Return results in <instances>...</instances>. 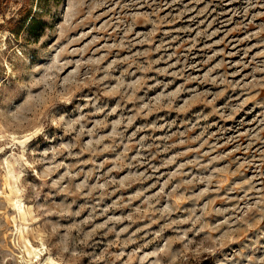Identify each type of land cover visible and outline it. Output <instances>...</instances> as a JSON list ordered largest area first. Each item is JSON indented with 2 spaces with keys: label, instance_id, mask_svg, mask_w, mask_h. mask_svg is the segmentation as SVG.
I'll list each match as a JSON object with an SVG mask.
<instances>
[{
  "label": "rangeland",
  "instance_id": "374dc122",
  "mask_svg": "<svg viewBox=\"0 0 264 264\" xmlns=\"http://www.w3.org/2000/svg\"><path fill=\"white\" fill-rule=\"evenodd\" d=\"M50 256L264 264V0H0V264Z\"/></svg>",
  "mask_w": 264,
  "mask_h": 264
},
{
  "label": "bare ground",
  "instance_id": "6f19581e",
  "mask_svg": "<svg viewBox=\"0 0 264 264\" xmlns=\"http://www.w3.org/2000/svg\"><path fill=\"white\" fill-rule=\"evenodd\" d=\"M15 208L19 213H25L24 204L21 201L15 202ZM27 244L31 249L30 254L32 253L35 255V257H40V251L35 248L29 241H27ZM45 262H47L46 264H54V260L51 258V256L48 257Z\"/></svg>",
  "mask_w": 264,
  "mask_h": 264
},
{
  "label": "trees",
  "instance_id": "16d2710c",
  "mask_svg": "<svg viewBox=\"0 0 264 264\" xmlns=\"http://www.w3.org/2000/svg\"><path fill=\"white\" fill-rule=\"evenodd\" d=\"M33 19V18H32Z\"/></svg>",
  "mask_w": 264,
  "mask_h": 264
}]
</instances>
